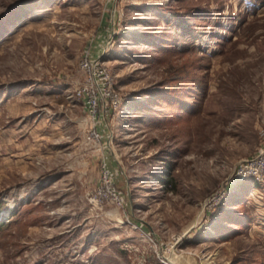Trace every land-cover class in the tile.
Instances as JSON below:
<instances>
[{"label": "rangeland", "instance_id": "374dc122", "mask_svg": "<svg viewBox=\"0 0 264 264\" xmlns=\"http://www.w3.org/2000/svg\"><path fill=\"white\" fill-rule=\"evenodd\" d=\"M85 50L120 97L93 121ZM263 146L264 0H0V264H264V187L231 173Z\"/></svg>", "mask_w": 264, "mask_h": 264}, {"label": "built area", "instance_id": "2783aa9c", "mask_svg": "<svg viewBox=\"0 0 264 264\" xmlns=\"http://www.w3.org/2000/svg\"><path fill=\"white\" fill-rule=\"evenodd\" d=\"M78 69L82 74L81 84L74 90L73 95L83 101L85 111L91 121L98 115L99 107L104 111L116 110L120 104L118 92L114 89L113 77L110 70L99 60V57L91 58L88 50L81 53L78 60ZM89 137L92 140H97L98 132L94 124L90 125ZM232 177L236 180L246 178L252 179L255 183L264 187V146L256 150V152L240 161L232 168ZM100 182L106 187L109 183V178L104 166L100 170ZM225 189H220L210 195L203 203V209L209 210L217 204ZM112 199L119 204V200L113 192L108 191Z\"/></svg>", "mask_w": 264, "mask_h": 264}, {"label": "trees", "instance_id": "16d2710c", "mask_svg": "<svg viewBox=\"0 0 264 264\" xmlns=\"http://www.w3.org/2000/svg\"><path fill=\"white\" fill-rule=\"evenodd\" d=\"M167 41L168 40L160 39V42L156 44V46L159 48H165L164 45L168 44ZM165 95H167L166 102L172 99L168 94ZM240 193L241 194L240 196H238V198L237 196H235L234 198V195H230L229 197H227L228 201H230L231 199L234 201L233 208H229L227 202L224 201L207 215L206 220H210L211 223L209 224V226L213 231V234H208L206 236L208 239H214L218 242L227 240L229 238V235L237 229L234 228V226L237 227V225L243 224L244 221L248 218V214L243 208V200L247 193V190L242 187ZM1 208L2 203L0 202V210ZM2 225L3 224L0 222V229Z\"/></svg>", "mask_w": 264, "mask_h": 264}, {"label": "crops", "instance_id": "0c3cea01", "mask_svg": "<svg viewBox=\"0 0 264 264\" xmlns=\"http://www.w3.org/2000/svg\"><path fill=\"white\" fill-rule=\"evenodd\" d=\"M93 54H94L93 52H92V54H91V53H89V55H90V57H91V58H96V57L98 56V55H97V56H95V55H93ZM93 56H94V57H93Z\"/></svg>", "mask_w": 264, "mask_h": 264}, {"label": "water", "instance_id": "95a60500", "mask_svg": "<svg viewBox=\"0 0 264 264\" xmlns=\"http://www.w3.org/2000/svg\"><path fill=\"white\" fill-rule=\"evenodd\" d=\"M184 234H185V233H184ZM184 234H182L181 237L184 236Z\"/></svg>", "mask_w": 264, "mask_h": 264}, {"label": "bare ground", "instance_id": "6f19581e", "mask_svg": "<svg viewBox=\"0 0 264 264\" xmlns=\"http://www.w3.org/2000/svg\"><path fill=\"white\" fill-rule=\"evenodd\" d=\"M171 264V263H170Z\"/></svg>", "mask_w": 264, "mask_h": 264}]
</instances>
